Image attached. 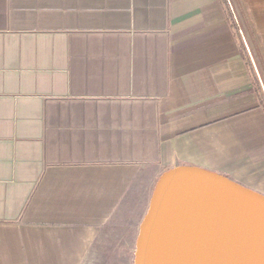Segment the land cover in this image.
<instances>
[{"label": "crops", "instance_id": "obj_1", "mask_svg": "<svg viewBox=\"0 0 264 264\" xmlns=\"http://www.w3.org/2000/svg\"><path fill=\"white\" fill-rule=\"evenodd\" d=\"M236 1L264 55V0ZM240 44L219 0H0V264L134 257L175 168L264 196Z\"/></svg>", "mask_w": 264, "mask_h": 264}, {"label": "water", "instance_id": "obj_2", "mask_svg": "<svg viewBox=\"0 0 264 264\" xmlns=\"http://www.w3.org/2000/svg\"><path fill=\"white\" fill-rule=\"evenodd\" d=\"M134 264H264V196L196 167L165 172Z\"/></svg>", "mask_w": 264, "mask_h": 264}, {"label": "rangeland", "instance_id": "obj_3", "mask_svg": "<svg viewBox=\"0 0 264 264\" xmlns=\"http://www.w3.org/2000/svg\"><path fill=\"white\" fill-rule=\"evenodd\" d=\"M227 3V15L231 17L232 23L238 30L241 42L249 56V60L254 68V78L259 82L262 97L264 98V55L261 51L259 41L253 33V29L247 22L245 13L237 3L236 0H226ZM100 250H106L109 255H113L111 259L104 260L103 256L99 255V259L94 262H86L84 264H134V257L132 255L133 248H130L129 253H123L122 249L116 251V248L108 246L107 248H99ZM127 249V248H124ZM101 253V252H100ZM99 253V254H100ZM122 254V255H121ZM108 255V256H109Z\"/></svg>", "mask_w": 264, "mask_h": 264}, {"label": "trees", "instance_id": "obj_4", "mask_svg": "<svg viewBox=\"0 0 264 264\" xmlns=\"http://www.w3.org/2000/svg\"><path fill=\"white\" fill-rule=\"evenodd\" d=\"M219 1L221 2V4H223V5L225 6V9H226V11H227V3H226V0H219ZM228 20H229V22L231 23V26H232V28L234 29L236 36L238 37V35H239V34H238V30L236 29L235 25L232 23L233 21L231 20V17H230L229 15H228ZM240 51H241V55H242L243 60L246 62L247 67H248L249 70L251 71V74H252V76H253V82H254V85H255V87H256V89H257L259 95L262 96L261 88H260V84H259V82L256 80V78H254V68H253V66H252V64H251V61L249 60V56L247 55V52H246V50H245V48H244L242 42H241V44H240Z\"/></svg>", "mask_w": 264, "mask_h": 264}]
</instances>
